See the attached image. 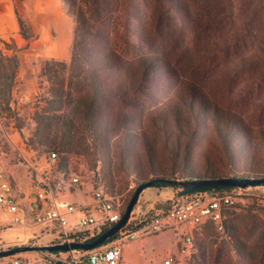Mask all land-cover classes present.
I'll list each match as a JSON object with an SVG mask.
<instances>
[{"label":"trees","instance_id":"trees-1","mask_svg":"<svg viewBox=\"0 0 264 264\" xmlns=\"http://www.w3.org/2000/svg\"><path fill=\"white\" fill-rule=\"evenodd\" d=\"M104 1L62 0L65 12L74 22L70 62L67 64L64 61L50 60L46 61L42 68L41 73L48 83L49 97L45 100L43 108L35 114L41 131L35 132L30 145L34 149L56 153L71 152L79 148L80 153L84 155L91 149L94 152L96 148L95 152L91 153L94 156L92 162H96L95 155L99 150L103 154V173L108 178L110 188L115 187L113 173L121 165L126 164L131 168L136 163L140 165L139 155H144L145 163L135 176L134 191L138 187H153L171 188L174 192L172 199L166 202L165 206H157L153 214L163 212L171 205L199 192L229 194L232 190L264 185V182H259L264 179V175H261L264 173V160L258 159L254 150H251L252 154L249 155L250 162L242 167L229 166V170H226V166H216L208 156L191 160L186 154H183L181 159L177 157L175 161L179 162L178 166L172 164L170 168L163 169L156 166L152 144H149L151 142L140 127L123 128L122 132L115 133L110 139L117 143L118 136H122L123 141L117 148L110 150L111 144L106 146L101 140L103 132L111 126L117 127L119 123H129L131 119L127 116L120 118V114L116 113L110 121L112 125L109 126V120H103L99 113L100 105L105 99H120L129 94L143 92L145 81L155 80L154 75L159 72L175 74L176 79L185 81V77L178 78L181 73L200 75L210 71H224L228 75L219 81L227 83L235 81V75L240 72L264 73V0H247L240 14L235 12L236 6L232 4V0H142L146 6V24L150 32L146 31L145 27L138 29L132 24V20L137 21L138 16L133 15L132 18L128 7V12H123L124 30H120L118 26H114L111 31L108 28L103 32L98 44L94 45L89 37L96 32L97 23L109 27L112 14L117 10H107L103 5ZM118 1H124L123 7L126 6V0ZM114 2L116 0H109V6ZM90 8H93L95 15L91 13ZM118 35L124 36L126 43L132 48L130 52H126L127 55L113 43ZM148 40H151V43H148ZM153 40L158 52L153 51L150 46ZM237 44L243 45L245 50L242 51ZM220 55L231 58L228 61L229 66L221 69L217 67L215 70L208 64L212 58ZM10 58L16 67L15 55ZM192 81L202 82L203 79L193 77ZM195 83L184 88L183 96L177 95L180 96L178 102L171 108L176 128L179 130L187 120L193 125L202 114L205 118L211 116L210 120L219 132L228 129L235 116H224V108L210 99V96L202 91V87ZM158 121L165 125V114L154 119L155 125ZM261 144L264 157V134ZM135 149H138L137 157L132 158L130 152ZM200 161H203V165H200ZM230 163L235 164L233 158ZM58 165H62L59 158ZM219 177H232L238 179L240 184L202 187H195L193 184L200 179ZM123 212L124 210L121 211V216ZM111 226L104 225L98 234L85 243L100 239ZM229 227L230 222H225L223 233L212 221L203 222L194 231L196 252L188 264L231 263L230 235L226 234L228 239L220 250L214 249L218 237L224 236ZM250 230L253 234L255 228L251 227ZM256 234L258 236L255 237L254 243L260 245L264 237L259 230ZM117 235L118 231L97 246L107 244ZM244 248L249 250L246 245ZM55 252L59 251L52 253ZM247 255L252 256L251 252H247Z\"/></svg>","mask_w":264,"mask_h":264},{"label":"rangeland","instance_id":"rangeland-1","mask_svg":"<svg viewBox=\"0 0 264 264\" xmlns=\"http://www.w3.org/2000/svg\"><path fill=\"white\" fill-rule=\"evenodd\" d=\"M246 2L247 0H232V4L236 6L235 12L240 14L243 4ZM123 4L124 1L116 0L109 6V0L104 1L103 5L107 10H113V8H117V10L114 15L112 14L109 27L103 23H97L98 28L95 30L97 33L94 32L89 37L94 45L98 44L103 32L108 28L111 31L114 26H118L121 28L120 30H124L122 28L123 15L128 12V7L132 18L133 15L138 16L137 21L132 20V24L138 29L145 27V30L150 32L146 24V6L142 0H126L125 7ZM90 9L91 13L95 15L93 8ZM16 15L17 32L27 43L25 46L23 44L20 46L12 34L8 38H4L0 33V157L5 164L13 187L23 190L29 188L30 185L29 163L43 161L49 152L45 149H34L30 142L35 132L41 131L35 114L43 108L45 100L49 97L48 83L41 71L45 62L50 60L35 61L29 67L28 72L20 71V76L18 75L20 56L27 54L30 29L17 12H15ZM236 20L239 24L238 16ZM247 27L252 29L251 26ZM151 28L153 29V27ZM208 36L211 35L208 34ZM148 41L151 43V40ZM113 43L126 55L127 51L132 50L124 36L118 35L114 38ZM150 46L153 51L158 52L155 40ZM237 46L242 51L245 50L243 45L237 44ZM230 54H232V49H230ZM13 55L17 59L16 67L13 66L12 58H10ZM230 59L221 55L215 56L208 65H211L215 70L217 67V69L227 68ZM64 62L68 64L70 58ZM227 75L224 71H210L200 75L181 73L178 78H186L185 81H182V79H176L175 74L159 72L158 75H154L155 80L147 79L145 81L143 92L129 94L120 99H105L100 105L99 113L103 120H109V126L112 125L110 121L116 113L120 114V118L127 116L131 120L129 123H119L117 127L111 126L110 129L105 130L101 136L102 142H105L106 146H109L110 143V150H114L123 141V138L118 136V142L115 143L110 137L115 133L122 132L123 128L140 127L147 140L151 142L149 144H152L156 166L163 169L170 168L172 164L178 166L179 162L175 160L177 157L181 159L183 154H186L191 160L199 157L203 159L208 156L212 159L213 164L221 167L226 166V170H229V166L242 167L250 162L251 150L256 151L255 155L258 159L264 160L261 152V138L264 134V73L240 72L235 75L236 79L231 83L219 81V79L222 80L221 78H226ZM193 77L202 78L203 81L195 83L192 81ZM193 83L200 85L202 91L209 95L210 99L224 108L225 111H222L224 116L236 117L228 129L219 132L212 124L211 116L208 115L205 118L202 114L198 116L197 122L193 125L185 119L186 122L181 128L179 130L176 128L171 108L175 102H178V98L183 96L184 88ZM179 94L181 95L177 97ZM145 112L149 114L146 115ZM161 114H165L166 124L161 125L158 121L155 125L154 119H158ZM95 150L96 148H94V152ZM137 151L138 149L131 151L130 157H137ZM80 152L79 148H75V151L71 152L57 151L61 164L65 165L64 167L60 165V170L65 172L71 170L79 174L83 180L82 188H90L93 179L92 171L99 163L100 184L112 195L114 201L120 204L121 211L125 210L134 193L135 176L145 163L144 155H139L140 165L136 163L132 168L126 164L121 165L113 173L115 187L110 188L107 183L108 178L103 173V154L98 150L95 155L97 160L93 163L92 149L85 155ZM231 158L235 162L234 165L230 163ZM200 165H203V161H200ZM127 167L129 168L127 169ZM173 194L171 188H144L133 206L132 216L148 218L156 211L157 206H165L166 202L172 199ZM229 194L235 196V206L228 217L229 231L224 236L218 237L214 249L222 248L224 241L228 239L225 237L227 234L232 238L230 243L232 245V262L227 264H264V241L260 245L254 243L255 237L258 236L256 231L259 230L264 237V185L232 190ZM72 199L78 203L84 202V197L79 190L76 191L75 198L72 197ZM10 221V215L0 211V251L24 246H39L35 241H21L22 232L10 227L8 224ZM251 227L255 228L253 234L250 230ZM190 228L189 225L178 226L179 232ZM178 242L179 239L173 229L140 235L135 240L124 242L122 246L123 264H162L163 258L177 252ZM244 245L249 250H246ZM247 252H251L252 256L249 257ZM20 253L32 258L40 255L36 249ZM7 257H1L0 264Z\"/></svg>","mask_w":264,"mask_h":264},{"label":"built area","instance_id":"built-area-1","mask_svg":"<svg viewBox=\"0 0 264 264\" xmlns=\"http://www.w3.org/2000/svg\"><path fill=\"white\" fill-rule=\"evenodd\" d=\"M29 169V188L21 192L11 184L0 157V211L10 215V227L22 232L21 241H35L39 246L85 243L104 225H113L121 218L120 204L99 182V163L92 171L90 188H82L79 174L60 170L55 151H49L41 162H30ZM77 190L84 197L82 203L72 199ZM234 206L232 194L199 192L148 218L133 217L131 212L117 237L105 245L55 253L39 250L40 255L33 258L15 253L2 264H120L124 242L167 229L174 230L179 242L177 252L168 254L162 264H188L196 252L194 231L203 222L212 221L224 233ZM182 225L191 228L179 232Z\"/></svg>","mask_w":264,"mask_h":264},{"label":"crops","instance_id":"crops-1","mask_svg":"<svg viewBox=\"0 0 264 264\" xmlns=\"http://www.w3.org/2000/svg\"><path fill=\"white\" fill-rule=\"evenodd\" d=\"M15 12L30 29L27 54L20 56L19 76L38 60H69L74 22L62 0H0V33L4 38L12 34L20 46H25L27 41L17 32ZM123 260L122 252L120 264Z\"/></svg>","mask_w":264,"mask_h":264},{"label":"water","instance_id":"water-1","mask_svg":"<svg viewBox=\"0 0 264 264\" xmlns=\"http://www.w3.org/2000/svg\"><path fill=\"white\" fill-rule=\"evenodd\" d=\"M259 182H264V179L259 180ZM195 187H202V186H211V185H229V186H234V185H238L240 184V181L238 179H234L232 177H219V178H214V179H209V178H204V179H200L197 180L196 182L193 183ZM143 190L142 187H138L135 189L132 197L130 198L121 218L115 223L113 224L104 234L103 236L92 242L89 244L86 243H71V244H64V245H60V244H56V245H50V246H38V247H34V246H24L21 248H13V249H8V250H4V251H0V257H6V256H10L12 254L15 253H20V252H25L27 250L30 249H36V250H47L49 252H53L56 250H60V251H67L69 249H90V248H94L96 247L99 243H101L104 239L110 237L111 235H113L116 231H118L124 224H126V222L128 221L130 214L132 212L133 206L135 205L139 194L141 193V191Z\"/></svg>","mask_w":264,"mask_h":264}]
</instances>
